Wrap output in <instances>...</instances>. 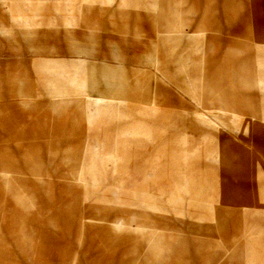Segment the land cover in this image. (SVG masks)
<instances>
[{
  "label": "rangeland",
  "instance_id": "obj_1",
  "mask_svg": "<svg viewBox=\"0 0 264 264\" xmlns=\"http://www.w3.org/2000/svg\"><path fill=\"white\" fill-rule=\"evenodd\" d=\"M0 264H264V0H0Z\"/></svg>",
  "mask_w": 264,
  "mask_h": 264
}]
</instances>
